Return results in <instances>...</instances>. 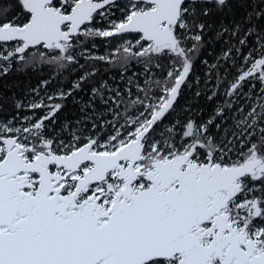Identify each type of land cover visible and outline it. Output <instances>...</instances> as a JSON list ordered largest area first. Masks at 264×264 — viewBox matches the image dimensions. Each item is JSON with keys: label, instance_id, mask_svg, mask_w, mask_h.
Instances as JSON below:
<instances>
[{"label": "snow or ice", "instance_id": "6c2138e0", "mask_svg": "<svg viewBox=\"0 0 264 264\" xmlns=\"http://www.w3.org/2000/svg\"><path fill=\"white\" fill-rule=\"evenodd\" d=\"M0 264H264V0H0Z\"/></svg>", "mask_w": 264, "mask_h": 264}, {"label": "trees", "instance_id": "16d2710c", "mask_svg": "<svg viewBox=\"0 0 264 264\" xmlns=\"http://www.w3.org/2000/svg\"><path fill=\"white\" fill-rule=\"evenodd\" d=\"M11 83H17L18 87L16 89H14L17 92V95L19 96H23L24 95V91L25 89L31 85V86H35V84L37 83V78L32 75L31 73H29L28 76H13L11 78L10 84ZM193 103H202V101H193Z\"/></svg>", "mask_w": 264, "mask_h": 264}]
</instances>
